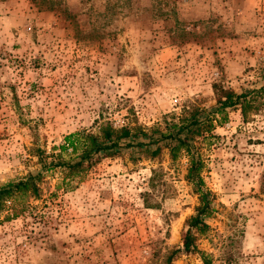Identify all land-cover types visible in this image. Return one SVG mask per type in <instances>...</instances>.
<instances>
[{
    "label": "rangeland",
    "instance_id": "374dc122",
    "mask_svg": "<svg viewBox=\"0 0 264 264\" xmlns=\"http://www.w3.org/2000/svg\"><path fill=\"white\" fill-rule=\"evenodd\" d=\"M263 84L264 0H0V184L43 175L38 199L0 210V264H169L198 202L185 153L131 148L63 181L64 137L163 131ZM193 150L218 209L200 249L264 264V112L227 110Z\"/></svg>",
    "mask_w": 264,
    "mask_h": 264
},
{
    "label": "trees",
    "instance_id": "16d2710c",
    "mask_svg": "<svg viewBox=\"0 0 264 264\" xmlns=\"http://www.w3.org/2000/svg\"><path fill=\"white\" fill-rule=\"evenodd\" d=\"M216 95V107L211 113L204 114L193 107L189 111H183L177 121L165 123L163 131L160 128L145 131L140 126L114 129L106 123L98 127L96 134L79 132L65 136L64 144L59 147L60 154H66L69 147L72 149V156L58 165L63 181L80 176L104 156H112L131 148L141 150L160 143L159 147L171 145L170 157L173 162L181 152H184L188 160L185 180L198 202L193 214L185 221L182 249L173 251L167 263L170 264L177 255L184 254L197 257L201 264H214L213 256L200 249L199 241L208 238L212 231L209 221L218 214L215 206L216 196L206 187L203 178L206 166L199 151L193 150L194 142L197 136L212 132L216 118L220 122L225 121L227 110H238L243 122H248L253 115L264 112V84L239 94L230 89L220 88L217 89ZM153 133L156 135L152 137ZM149 137V142L145 141ZM32 151L37 153L38 149ZM39 158L43 162L44 153ZM42 180L43 175L37 173L0 184V210L7 202L38 199ZM232 242L234 243L233 240ZM223 254L222 259L225 264H231L236 259L235 255L227 251H223Z\"/></svg>",
    "mask_w": 264,
    "mask_h": 264
}]
</instances>
